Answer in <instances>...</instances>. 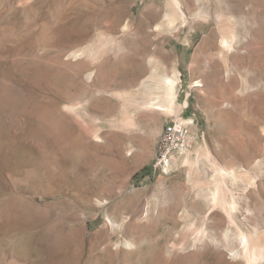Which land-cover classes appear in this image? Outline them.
<instances>
[{"label":"rangeland","instance_id":"rangeland-1","mask_svg":"<svg viewBox=\"0 0 264 264\" xmlns=\"http://www.w3.org/2000/svg\"><path fill=\"white\" fill-rule=\"evenodd\" d=\"M176 2L0 0V264H247L239 230L264 244V0ZM151 72L175 76L171 112L142 106Z\"/></svg>","mask_w":264,"mask_h":264},{"label":"bare ground","instance_id":"bare-ground-1","mask_svg":"<svg viewBox=\"0 0 264 264\" xmlns=\"http://www.w3.org/2000/svg\"><path fill=\"white\" fill-rule=\"evenodd\" d=\"M175 4H178V2H176V0H175ZM220 44L226 50H229L231 48L230 41L225 37H223L221 39ZM151 73H153V72H151ZM148 80H150L153 83V85L155 86V92L154 93H152V92L147 93L148 99L145 103H143L142 106H144L147 109H156V110H161L163 112H171V110L175 106V101H176V96L174 93L175 92V86H176L175 76H173V75L172 76H165V75H161L159 73H153L150 76V79H148ZM185 104H187V101ZM180 119L183 120V118H180ZM184 120L187 123H192V120L190 118H186ZM167 128H168V124L164 127L161 137H164V132H165V130H167ZM221 173L224 174L225 176L233 175L232 174L233 172L227 173L225 171H221ZM219 184H221V183H219ZM214 201H217V200L215 199ZM232 208H233V206H232ZM239 243L242 247V253H243L242 256L244 255V259L247 260V264H258L261 261H264V244H260V243L254 244V240L250 239L249 236H247L246 234H244L240 230H239ZM240 250H241V248H240Z\"/></svg>","mask_w":264,"mask_h":264},{"label":"built area","instance_id":"built-area-1","mask_svg":"<svg viewBox=\"0 0 264 264\" xmlns=\"http://www.w3.org/2000/svg\"><path fill=\"white\" fill-rule=\"evenodd\" d=\"M187 128L183 122L168 124L164 137L159 138L156 152L155 167L163 172L168 170L174 158L183 155L186 151Z\"/></svg>","mask_w":264,"mask_h":264}]
</instances>
